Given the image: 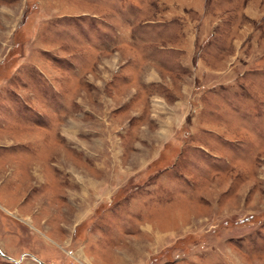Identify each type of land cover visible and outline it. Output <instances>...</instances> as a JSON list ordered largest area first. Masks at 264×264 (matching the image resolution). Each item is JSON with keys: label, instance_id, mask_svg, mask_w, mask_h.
Here are the masks:
<instances>
[{"label": "rangeland", "instance_id": "374dc122", "mask_svg": "<svg viewBox=\"0 0 264 264\" xmlns=\"http://www.w3.org/2000/svg\"><path fill=\"white\" fill-rule=\"evenodd\" d=\"M0 264H264V0H0Z\"/></svg>", "mask_w": 264, "mask_h": 264}, {"label": "water", "instance_id": "95a60500", "mask_svg": "<svg viewBox=\"0 0 264 264\" xmlns=\"http://www.w3.org/2000/svg\"><path fill=\"white\" fill-rule=\"evenodd\" d=\"M0 252L3 254V255H5V256H7L5 253H3L1 250H0ZM7 257H10V256H7ZM36 257V259H38L39 260V262L40 263H42V264H47L44 260H42L41 258H39V257H37V256H35Z\"/></svg>", "mask_w": 264, "mask_h": 264}]
</instances>
